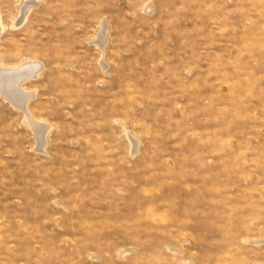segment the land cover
<instances>
[{"label":"rangeland","instance_id":"obj_1","mask_svg":"<svg viewBox=\"0 0 264 264\" xmlns=\"http://www.w3.org/2000/svg\"><path fill=\"white\" fill-rule=\"evenodd\" d=\"M0 66V264H264V0H0Z\"/></svg>","mask_w":264,"mask_h":264},{"label":"bare ground","instance_id":"obj_2","mask_svg":"<svg viewBox=\"0 0 264 264\" xmlns=\"http://www.w3.org/2000/svg\"><path fill=\"white\" fill-rule=\"evenodd\" d=\"M26 13H27V11H25L23 13V15ZM24 19L25 18L18 19V21H16L15 26L20 25L21 24L20 21H22ZM102 32H104V31H102ZM103 34H105V33H103ZM103 34L100 35L99 41L97 43V45H99L101 47H102V43H104V40H105ZM27 64H26V66H27ZM28 65H31V64H28ZM34 67H32V66L30 68L24 67L25 69H22V68L20 69L18 67L19 68L18 70H16L17 69L16 68V69H14V71L9 72L11 69L9 71H6V69L4 67L0 66V94H2L5 97V99H7L8 102H11L14 106H16L20 110H22V112L25 114V119H26L25 122L27 123V125L29 127H31L32 130L37 132L40 136V134H43V135L46 134L47 127H43V126H41V124H38V122L35 119H33L31 114L28 113L29 111L27 109V102H28L27 100H29L30 98H29V95L25 94V92H23L20 88V87H22V84L24 81H26L27 79H29L31 77L33 78L34 75L32 76V73L35 69ZM1 68H4L5 70L1 69ZM42 145H44V144H42Z\"/></svg>","mask_w":264,"mask_h":264}]
</instances>
